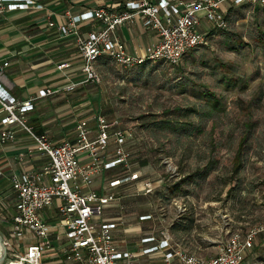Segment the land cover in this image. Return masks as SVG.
Returning a JSON list of instances; mask_svg holds the SVG:
<instances>
[{"label": "rangeland", "instance_id": "374dc122", "mask_svg": "<svg viewBox=\"0 0 264 264\" xmlns=\"http://www.w3.org/2000/svg\"><path fill=\"white\" fill-rule=\"evenodd\" d=\"M225 6L226 29L203 24L205 43L178 64L149 61L145 67L125 68L112 60L95 66L100 81L91 96L99 97L102 114L133 135L124 147L126 163L103 174L104 179L141 176L140 181L125 180L111 191L116 206L105 210L106 218L119 225L140 227L129 238L130 233L125 234L129 242L139 241L144 233H162L186 253L208 259L230 234L245 236L264 227V9L231 7L228 14ZM206 91L213 94L218 109L211 111L200 97ZM184 107L201 114L180 119L174 111ZM161 117L191 122L201 130L192 135L160 130L152 123ZM248 123H253L251 138L235 172L236 151ZM209 161L215 169L207 179L186 184L168 204L159 199L157 193L164 186L174 185ZM146 180L154 185L150 194L141 189ZM142 215L150 220L139 222ZM183 217H193L191 228H173ZM0 235L15 243L3 231ZM8 252L3 264H16ZM263 256L264 231L256 235L243 264H264ZM152 260L158 259L152 256Z\"/></svg>", "mask_w": 264, "mask_h": 264}, {"label": "built area", "instance_id": "2783aa9c", "mask_svg": "<svg viewBox=\"0 0 264 264\" xmlns=\"http://www.w3.org/2000/svg\"><path fill=\"white\" fill-rule=\"evenodd\" d=\"M33 4L31 0H0V14L24 10ZM224 4L230 8L249 5L264 9V0H130L121 13L99 8L77 16L66 14L63 25L49 23V27H56L63 36H76L83 79L56 90L41 89L36 96L22 102L5 99L0 92L3 113L0 142L13 141L16 130L22 131L33 141L39 155L46 159L41 170L14 173L9 178L14 212L8 232L15 243L9 240L4 243L6 248L24 249V253L11 255L14 261L45 264L44 258L51 251L58 260L56 264H134L135 255L120 250L114 239L117 223L103 222L102 215L104 209L116 201L110 190L121 186L125 180L138 182L141 176L131 173L126 178L113 179L103 193L92 189L95 177L126 163L128 154L124 147L132 140V132L98 113L92 117V124L87 120L76 123L72 141L53 144L32 131L25 115L33 110L35 100L71 93L79 84H98L95 64L104 56L125 68L147 60L178 64L186 53L205 43V34L200 30L203 24L213 29H226ZM35 8L41 10L43 7L36 5ZM135 15H141L143 26L155 31L158 37L143 56L129 54L114 33L118 26ZM88 20L99 23L101 29L90 32L86 38L77 36L76 26ZM7 67V62L0 64V81ZM66 67L62 64L57 69ZM110 146H113L111 154L108 152ZM141 189L144 194H150L154 185L146 180ZM52 209L54 213L50 217L47 213ZM263 231L264 227H259L245 236L238 232L230 234L218 253L208 259L172 248L168 238L156 240L152 236L141 239L143 248L139 253L143 256L162 253L164 264H172L174 259L179 264H243L256 235Z\"/></svg>", "mask_w": 264, "mask_h": 264}, {"label": "crops", "instance_id": "0c3cea01", "mask_svg": "<svg viewBox=\"0 0 264 264\" xmlns=\"http://www.w3.org/2000/svg\"><path fill=\"white\" fill-rule=\"evenodd\" d=\"M31 1L34 3L33 6L24 10L0 14V64L8 63L0 81V92L4 94L5 99L15 102L26 101L36 96L41 89L56 90L70 83H79L83 79L81 58L76 47V36H63L56 30V27H49V23H53L55 26L63 25L66 14L77 16L99 8H105L116 14L121 13L125 11V3L130 0ZM155 1L153 0V2ZM36 5L43 8L36 10ZM225 9H230V6L226 4ZM100 29L99 23L88 20L76 26V33L77 36L86 38L90 32ZM114 33L131 55L143 56L146 48L158 40L155 31L143 26L141 15L133 16L129 22L118 26ZM62 64H66L67 67L58 70L57 67ZM94 85L96 84H79L71 93H58L35 100L33 110L25 115L28 126L36 135L45 136L53 144H60L73 135L75 136L74 128L78 121L87 120L92 124V117L98 113L102 114L99 97L95 100L90 94ZM2 120L3 113L0 107V132L3 127ZM112 151L113 146H110L109 154ZM45 163L46 159L39 155L33 141L22 131L16 130V137L13 141L0 142V231H3L8 238L10 218L14 212V195L11 191L9 178L14 173L39 171ZM107 172L110 170L103 174L105 175ZM103 174L95 177L92 186V189L101 193L107 191L108 183L113 180V178L104 179ZM114 206H116V202L111 203L109 207ZM106 208L102 215L103 222L117 223L111 218H106ZM53 213L52 209L47 214L51 217ZM143 217L148 216H140L139 222L150 220ZM128 226L117 224V229L113 234L120 250L135 255L134 264H164L162 253L140 255L139 251L141 247L143 248L140 241L144 237L152 236L156 240L168 238L172 248L182 250L173 243L170 237L162 233L155 235L150 232L144 233L139 241L129 242L125 234L130 233L129 238V236L137 234L136 231L140 227L135 225L133 228H127ZM121 231L122 233H120ZM27 235L30 238V234ZM3 240L8 239L3 238ZM9 249L7 248V252ZM11 252L24 253V249H14L8 254L12 255ZM54 255V252L48 251L44 263L56 264L58 260ZM152 256L158 260L150 261ZM172 264L179 263L174 259Z\"/></svg>", "mask_w": 264, "mask_h": 264}, {"label": "trees", "instance_id": "16d2710c", "mask_svg": "<svg viewBox=\"0 0 264 264\" xmlns=\"http://www.w3.org/2000/svg\"><path fill=\"white\" fill-rule=\"evenodd\" d=\"M240 8H245L249 7V5H241L239 6ZM232 9V8H231ZM231 9L228 10V14H231ZM229 15L226 16V21L228 20ZM212 32V31H210ZM213 34V33H212ZM202 46V45H201ZM238 48H242L241 45L237 46ZM198 48V47H196ZM195 48V49H196ZM193 49V50H195ZM233 50L236 49V47L232 48ZM191 50V51H193ZM190 53V51L188 52ZM186 53L184 57L188 54ZM183 57V58H184ZM182 58V59H183ZM112 60L109 57H101L96 64L100 65H105L108 62H111ZM149 63V61H145L144 63L137 65L139 67H145L146 64ZM95 64V66H96ZM102 67V66H101ZM200 97L204 99L207 103L210 104L211 111L218 109V103L217 100L213 97V94L210 92H203L200 93ZM176 115L180 119L185 118V117H190V115H199L201 114L200 112L196 111V109L193 108H177L174 111ZM166 114V113H165ZM154 127L160 129V130H168L172 133L180 132L181 134H188L192 135L193 133H199L201 128L198 129V126L195 127V125L191 122H185V121H179L178 119H171L169 117H161L158 121H155L152 123ZM253 126L252 124H249L246 126V131L242 135L241 140L238 144V150L236 151V157H237V164L234 168L235 172H237L241 166H242V155L244 154L245 148L248 146L249 140L251 138L252 132L250 131ZM141 166H146L147 163L146 161H140ZM215 166L213 165V161H209L207 165L204 167L198 168L193 171V173L187 175L186 177H183L180 179L177 183H175L172 186H164L161 191H159L157 194L159 196V199L165 203H169L174 197L178 196L180 193L183 192V188L186 187V184L190 185L193 183H197L199 180H205L207 179L210 174L214 171ZM237 188V187H236ZM187 193V191H186ZM185 193V194H186ZM194 220L193 217H183L181 221H177L172 225L173 228H181L182 231H187L191 228ZM262 261L264 262V256L261 257Z\"/></svg>", "mask_w": 264, "mask_h": 264}, {"label": "water", "instance_id": "95a60500", "mask_svg": "<svg viewBox=\"0 0 264 264\" xmlns=\"http://www.w3.org/2000/svg\"><path fill=\"white\" fill-rule=\"evenodd\" d=\"M7 259V248L5 246L4 240L0 235V264H3Z\"/></svg>", "mask_w": 264, "mask_h": 264}, {"label": "bare ground", "instance_id": "6f19581e", "mask_svg": "<svg viewBox=\"0 0 264 264\" xmlns=\"http://www.w3.org/2000/svg\"><path fill=\"white\" fill-rule=\"evenodd\" d=\"M16 262V264H20V262L19 261H15Z\"/></svg>", "mask_w": 264, "mask_h": 264}]
</instances>
